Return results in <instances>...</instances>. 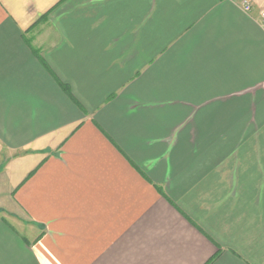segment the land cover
Wrapping results in <instances>:
<instances>
[{
  "label": "crops",
  "instance_id": "0c3cea01",
  "mask_svg": "<svg viewBox=\"0 0 264 264\" xmlns=\"http://www.w3.org/2000/svg\"><path fill=\"white\" fill-rule=\"evenodd\" d=\"M0 0V264H264V0Z\"/></svg>",
  "mask_w": 264,
  "mask_h": 264
},
{
  "label": "built area",
  "instance_id": "2783aa9c",
  "mask_svg": "<svg viewBox=\"0 0 264 264\" xmlns=\"http://www.w3.org/2000/svg\"><path fill=\"white\" fill-rule=\"evenodd\" d=\"M240 5L241 8L247 13L252 12L254 8L250 0H242ZM257 17L262 23H264V7L257 9Z\"/></svg>",
  "mask_w": 264,
  "mask_h": 264
}]
</instances>
